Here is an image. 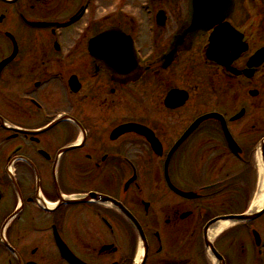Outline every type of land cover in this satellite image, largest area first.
Segmentation results:
<instances>
[{
  "label": "flooded vegetation",
  "instance_id": "af4514ba",
  "mask_svg": "<svg viewBox=\"0 0 264 264\" xmlns=\"http://www.w3.org/2000/svg\"><path fill=\"white\" fill-rule=\"evenodd\" d=\"M106 1L0 0V264H264V213L217 232L264 155V0L173 56L187 0H151L146 33Z\"/></svg>",
  "mask_w": 264,
  "mask_h": 264
},
{
  "label": "water",
  "instance_id": "95a60500",
  "mask_svg": "<svg viewBox=\"0 0 264 264\" xmlns=\"http://www.w3.org/2000/svg\"><path fill=\"white\" fill-rule=\"evenodd\" d=\"M232 7V0H188V21L185 26L176 36L172 42L171 54L173 56L174 50L177 46H181L184 41L188 43L199 33L211 28L220 19L228 16ZM159 14L157 16V24L162 25L164 17ZM115 32L105 31L99 34L94 42L101 43V54L105 58L107 64L118 66L126 60L127 50L123 44L124 40L118 38ZM211 58V57H209ZM121 61V62H120ZM120 62V63H119ZM124 64V63H122ZM101 201H109L108 198L101 196ZM264 212V206L260 210L246 215L231 216L228 219L244 222L256 219ZM226 219V218H225ZM255 239L257 235L254 233Z\"/></svg>",
  "mask_w": 264,
  "mask_h": 264
},
{
  "label": "rangeland",
  "instance_id": "374dc122",
  "mask_svg": "<svg viewBox=\"0 0 264 264\" xmlns=\"http://www.w3.org/2000/svg\"><path fill=\"white\" fill-rule=\"evenodd\" d=\"M122 1H124V0H122ZM133 2L135 3V5H132L131 9L136 10L137 19H139V18L142 19V23H143L142 31H143V33H146L145 18L147 17L146 12L150 9V4H149L150 0H149V2H148V0H127V5H131ZM177 2H179V0H170L168 3L177 4ZM105 3H106V6H104V7H107V4H109L110 1L107 0ZM113 4L114 3H112V5ZM184 4H186V11H187V2L185 1ZM107 11H109V9ZM173 28H174L173 22L170 19V22L168 25V30L171 31V29H173ZM246 177L248 180L246 182V184L245 185H239L238 184L237 186L234 187V189L232 191L233 199H234L233 209L235 212L236 211H243V210H246V211L254 210L252 208V202H253V199L257 193V184L259 181L257 169L247 171Z\"/></svg>",
  "mask_w": 264,
  "mask_h": 264
},
{
  "label": "bare ground",
  "instance_id": "6f19581e",
  "mask_svg": "<svg viewBox=\"0 0 264 264\" xmlns=\"http://www.w3.org/2000/svg\"><path fill=\"white\" fill-rule=\"evenodd\" d=\"M262 157L258 156L259 161V169H258V184H257V193L253 199L252 202V208L260 209L264 204V170H263V164L261 161ZM232 224L230 221H223L220 223L219 228L217 229V232H220L223 228L229 227Z\"/></svg>",
  "mask_w": 264,
  "mask_h": 264
}]
</instances>
